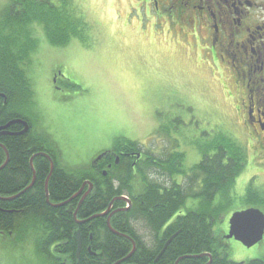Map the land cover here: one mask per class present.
Returning a JSON list of instances; mask_svg holds the SVG:
<instances>
[{
  "label": "rangeland",
  "instance_id": "obj_1",
  "mask_svg": "<svg viewBox=\"0 0 264 264\" xmlns=\"http://www.w3.org/2000/svg\"><path fill=\"white\" fill-rule=\"evenodd\" d=\"M156 1L164 9L161 16L156 15L153 1L144 7L139 0H67L63 12L81 15L90 36L85 35V40L75 36L66 46L57 47L43 26L34 25L18 40L32 42L33 48L18 57L32 93L22 90L17 98L11 90L10 102L22 105L18 110L25 118L19 119L28 124V141L43 143L55 152L66 172L87 170L94 156L115 147L118 139L132 141L134 152L150 154L151 161L166 158L169 148L178 146L174 151L184 153L185 168H196L202 154L210 155L203 138L211 129L226 130L243 146L247 159L253 155L256 144L239 114L245 96L233 72H212L205 61L208 51L186 33L196 19L198 27V13L189 12L191 0H169L174 12L185 10L173 17L166 15L168 7L161 0ZM9 2L0 0V21ZM73 27L78 29L76 23ZM201 37H206V28ZM256 175L262 178L256 185H264V173ZM135 180L140 183V178ZM156 180L165 185L171 181L168 176ZM242 190L237 185L240 197ZM255 192L249 200L260 203L236 201L232 213L224 215L214 230L218 249L225 247L235 264L264 260V239L250 249L227 240L234 211L254 208L264 215V197ZM192 204L189 201L187 206ZM223 204L225 214L229 203ZM29 230L24 246L16 243L18 239L0 235V264H41L42 255H36L31 235L42 233ZM137 230L142 233L141 226Z\"/></svg>",
  "mask_w": 264,
  "mask_h": 264
},
{
  "label": "trees",
  "instance_id": "obj_2",
  "mask_svg": "<svg viewBox=\"0 0 264 264\" xmlns=\"http://www.w3.org/2000/svg\"><path fill=\"white\" fill-rule=\"evenodd\" d=\"M23 1L10 0L0 21V127L25 118L18 110L22 105L12 104L9 93L12 90L20 98L22 90L23 93L32 91L31 82L24 76L25 66L18 61L19 55L32 47L31 40L18 41L25 31L41 25L50 43L57 47L66 46L72 37L85 40V35L90 36L81 15H74L73 11L63 12L67 0L54 4H50L51 0ZM29 100L33 101L32 96ZM19 129L22 128L14 126L11 133L15 134ZM229 135L222 130L220 135L204 136L207 153L211 147L214 153L202 154L203 161L196 168H185L184 153L177 151L171 152L175 157L164 158L160 168L154 161H149L145 169L138 165L137 171L128 168L129 171L116 173V170L100 180V188L96 187L84 202L78 219L82 221L101 214L113 200L127 196L131 209L111 217L110 226L129 238L112 233L107 225L108 217L77 226L73 215L67 213L68 207L52 206L70 200L85 180L94 176L104 178L98 171L89 168L68 173L59 164L55 152L45 144L28 141V134L19 137L5 135L0 138V168L6 163L7 155L9 162L0 170V235L18 239L16 243L24 246L31 234L29 228L40 230L42 234L32 233L31 237L38 249H35L36 255H42L41 264H176L181 258L185 259L178 264H208L211 260V264H235L230 261L227 249H218L216 245V224L224 215L232 213L236 201L242 205L246 200L260 202L249 200L255 197V189H247L241 197L236 191L243 173L250 175V172L247 171L248 159L243 146ZM117 146L130 152L136 150L132 141L128 143L123 139L117 140L115 151H118ZM40 154H47L54 163L48 184L51 164ZM33 157L36 182L25 192L33 180L30 165ZM121 168L120 165L118 169ZM138 176L142 188H138L140 183L133 185L138 182L135 180ZM153 176L157 178L152 179ZM161 176L170 177V183H159L156 179ZM179 177L181 183L177 180ZM46 186L50 203L47 202ZM257 190L264 197V190ZM5 198L13 199L3 200ZM225 200L229 207L223 214ZM189 201L193 202L191 207L187 206ZM126 206L123 201L113 203L114 210ZM138 226L143 228V234L137 230ZM16 232L17 235L13 236ZM78 232L82 240L80 260L77 259ZM133 242L135 253L129 257ZM244 264H264V260Z\"/></svg>",
  "mask_w": 264,
  "mask_h": 264
},
{
  "label": "flooded vegetation",
  "instance_id": "obj_3",
  "mask_svg": "<svg viewBox=\"0 0 264 264\" xmlns=\"http://www.w3.org/2000/svg\"><path fill=\"white\" fill-rule=\"evenodd\" d=\"M151 1L154 2V11L156 15L161 16L162 14L160 12H163L164 9H159L158 1L139 0V2H141L140 4L144 7L149 6ZM196 1L197 0H191V7H188H190L189 12L196 11L198 13V27L194 26L197 21L196 19L194 25L187 26L188 30H186V33L193 38L195 37L196 41L199 42L197 44H201L200 48L203 47L205 51H208L205 61L207 67L211 68L212 72L217 71L218 74H221V71L233 72L236 85L241 89L240 94L245 96L243 106L239 108V114L245 119L250 136L249 138L256 144V149L252 151L253 155L248 154L247 171L250 172V175H244L243 178L241 177L238 181V186L243 189V193H246L248 191L247 189L257 190L261 188L264 190L263 184L256 185V183L262 179L260 177L258 178L256 174L264 173V0H198V5L195 4ZM161 3L163 6L168 7V10H166V15L168 16L170 15L169 13H172L173 15L171 16L173 17L174 14H183L185 11L177 10V12H174L173 8H171L172 1L161 0ZM147 10L148 9H146V11ZM150 14L151 13L148 11L144 15L148 18ZM204 23H207V25L205 26ZM201 26L204 30L206 28V37L204 38L201 37L203 33V29H200ZM180 29H182V27ZM209 63H211V65ZM8 124H10V122ZM14 126H20L22 128L19 129V132L23 130L21 124L12 125L5 131H0V138L13 132L11 128ZM221 131V129H211L208 133V137H213L217 134L220 135ZM19 132L16 133L19 134ZM16 136L19 137L22 135ZM203 140L205 139L203 138ZM197 141L199 142V140ZM257 144L259 145L258 147ZM177 147L173 149L169 148L166 158L170 157L172 151L176 153L177 151H174V149ZM163 151L164 150H159L158 152L162 154ZM209 151L210 154L214 153L212 147ZM8 159L9 156L7 155V160ZM152 159L150 154L144 156L143 152H130L129 149L126 148L115 151L113 147L109 151H104V153L99 151L90 162L89 168L90 170L94 168L99 172V175L104 178L94 176L85 180L79 190V192L83 190L80 195L66 201L64 207H69L67 210L69 212L70 206H73L70 215H73L74 218V213L77 211L79 204L80 208L78 212L84 202L94 193L96 187L100 188V180L107 178L116 170V173L129 171L128 168L132 171H137L138 165L145 169L148 166V162ZM163 160L164 159L161 158L154 162L160 168L163 166ZM120 165L122 168L118 169ZM140 174L142 176V173ZM133 185L137 186L138 184L133 183ZM141 185L142 182L138 188H142ZM90 189L91 191L88 194ZM121 198H126L129 204L121 200ZM115 201H123L127 206L118 208L117 210H114L112 206L111 212L124 209L128 211L132 207L130 198L127 196L118 197L113 200L111 204ZM75 202H77L76 206H74ZM78 212L77 220L74 218L76 224L80 222L78 219ZM82 221H87V219ZM77 226L81 225L77 224ZM141 229L143 232L142 227ZM79 242L82 247L80 232H78V246Z\"/></svg>",
  "mask_w": 264,
  "mask_h": 264
},
{
  "label": "water",
  "instance_id": "obj_4",
  "mask_svg": "<svg viewBox=\"0 0 264 264\" xmlns=\"http://www.w3.org/2000/svg\"><path fill=\"white\" fill-rule=\"evenodd\" d=\"M18 124L23 125L24 126V130L21 133L17 134V135H25L26 133H28V131H29L28 124L27 123H24L22 121H14V122H11L7 126L0 128V131H5L6 129H8L12 125H18ZM42 155L45 156L46 158H48L50 160V162H51V174H52L53 171H54L53 161L51 160V158L49 156H47L45 154H42ZM8 161H9V159L4 164V166H2L0 168V170H2V169L5 168V166L8 164ZM30 163H31V166H32L33 165V159L31 160ZM32 170H33V168H32ZM51 174H50V176H51ZM35 179H36V176L34 174L32 185L29 186V188L26 191H28L34 185ZM91 189L89 190L88 194L90 193ZM81 192H79L78 194H76L73 198H75L78 195H80ZM48 197H49V195L47 193V200L49 202ZM11 199H13V198L3 199V200L9 201ZM0 200H2V199L0 198ZM121 200L126 201L128 203V200L126 198H121ZM65 204H63V205H65ZM54 207L57 208V207H60V206H54ZM111 207L112 206H110V208L105 213L101 214L100 217L107 216L110 213V211H111ZM79 208H80V204H79V207H78L77 211L74 213L75 220H77V212H78ZM72 210H73V207L70 206V209H69V212L68 213L70 214L72 212ZM119 211L120 212H123V211H127V209L119 210ZM119 211H116L113 214H115V213H117ZM113 214H111L108 217L107 225H108V227H109V229H110L111 232H113L114 234H116L118 236H123L121 234L116 233L111 228V226H110V219H111V216ZM96 217L97 216H94L91 219H95ZM89 221L90 220L82 221V222H77V224L78 225H81V224H85V223H87ZM229 226H230V228H229V234L227 236L228 240L234 239L235 241L241 243L247 249H250V248L256 246L264 238V215L260 211H258V210L248 209V210H245V211H241V212L234 213L232 215L230 221H229ZM123 237H125V236H123ZM167 246L164 248V251L166 250ZM80 248H81V245H80V242H79V250H78V256H77L78 259H79V254H80ZM164 251H163V253H164ZM134 253H135V248L133 249V252L130 254L129 257H131ZM183 259L184 258H182L181 260H183Z\"/></svg>",
  "mask_w": 264,
  "mask_h": 264
},
{
  "label": "bare ground",
  "instance_id": "obj_5",
  "mask_svg": "<svg viewBox=\"0 0 264 264\" xmlns=\"http://www.w3.org/2000/svg\"><path fill=\"white\" fill-rule=\"evenodd\" d=\"M14 121H22V120H14ZM14 121H12V122H14ZM22 122L26 123L25 121H22ZM10 123H11V122H10ZM7 125H8V124H7ZM7 125H5V126H7ZM5 126H3V127H5ZM22 127H23V130H24V126H23V125H22ZM1 128H2V127H1ZM23 130H22V131H23ZM22 131H21V132H22ZM21 132H19V133H21ZM26 134H27V133H26ZM26 134H25V135H26ZM16 135H17V133H15V134H13V133H9V134L6 135V136H16ZM22 136H24V135H22ZM45 155H47V154H45ZM40 156L45 157V156H43L42 154H40ZM47 156H48V155H47ZM35 157H36V156H35ZM45 158H46V157H45ZM32 159H33V161H34V157H33ZM32 159H31V160H32ZM47 159H48V158H47ZM48 160H49V159H48ZM51 160H52V159H51ZM49 161H50V160H49ZM52 161H53V160H52ZM6 162H7V161H6ZM8 162H9V161H8ZM30 162H31V161H30ZM50 164H51V162H50ZM53 164H54V163H53ZM30 165H31V163H30ZM3 166H4V165H3ZM32 168H33L32 172H33V177H34L35 170H34L33 165L31 166V169H32ZM50 174H51V172H50ZM51 175H52V174H51ZM35 176H36V174H35ZM50 177H51V176H49L48 179H47V184H48V182H49ZM32 182H33V180H32ZM35 182H36V179H35ZM34 184H35V183H34ZM31 185H32V183L30 184V186H31ZM33 186H34V185H33ZM33 186H32V187H33ZM32 187H31V188H32ZM28 188H29V187H28ZM28 188H27V189H28ZM31 188H30V189H31ZM27 189H26V190H27ZM26 190H25V191H26ZM47 193H48V190H47V186H46V197H47ZM48 195H49V193H48ZM17 196H18V195H17ZM74 196H75V195H74ZM74 196H73V197H74ZM15 197H16V196H15ZM73 197H72V198H73ZM13 198H14V197H13ZM72 198H71V199H72ZM1 199H2V198H1ZM5 199H6V198H5ZM48 199H49V197H48ZM47 202H48V200H47ZM48 203H50V199H49V202H48ZM65 203H66V202H63V203L56 204V205H52V206H60V207H57V208H61V207H64L63 204H65ZM110 206H113V204H111ZM110 206H109V208H110ZM72 207H73V206H72ZM68 208H69V207H68ZM109 208H108V209H109ZM108 209H107V210H108ZM111 209H112V207H111ZM67 210H68V209H67ZM107 210H106V211H107ZM106 211H105V212H106ZM105 212H103V213H105ZM67 213H68V211H67ZM103 213H101V214H103ZM113 213H114V212H111V211H110V213H109L107 216H105V217H109V216H110L111 214H113ZM68 214H69V213H68ZM101 214L96 215V216H97L96 218H100V215H101ZM113 215H114V214H113ZM113 215H112V216H113ZM112 216H111V217H112ZM93 217H94V216H93ZM93 217H92V218H93ZM96 218H95V219H96ZM87 220H90V221H91V220H93V219L89 218V219H87ZM80 222H82V221H80ZM81 225H83V224H81ZM115 232H116V231H115ZM112 233H113V232H112ZM116 233H117V232H116ZM118 234H120V233H118ZM115 235H116V234H115ZM121 235H122V234H121ZM117 236H118V235H117ZM123 236H125V235H123ZM123 236H120V237H123ZM125 238H129V237L125 236ZM169 243H170V241L165 245V247H166L167 245H169ZM167 247H168V246H167ZM134 248L136 249V246H135V244H134V242H133V249H134ZM166 249H167V248H166ZM78 250H79V246H78ZM80 251H81V248H80ZM132 252H133V251H132ZM77 256H78V251H77ZM77 259H78V258H77ZM181 259H182V258H181ZM181 259H180V260H181ZM184 259H185V258H184ZM79 260H80V254H79ZM180 260H179L176 264H178V263L180 262ZM181 261H182V260H181ZM211 262H212V260H211L208 264H211Z\"/></svg>",
  "mask_w": 264,
  "mask_h": 264
}]
</instances>
